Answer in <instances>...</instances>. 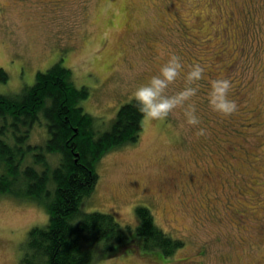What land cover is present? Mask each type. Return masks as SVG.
Masks as SVG:
<instances>
[{"label": "rangeland", "instance_id": "rangeland-1", "mask_svg": "<svg viewBox=\"0 0 264 264\" xmlns=\"http://www.w3.org/2000/svg\"><path fill=\"white\" fill-rule=\"evenodd\" d=\"M171 54L185 73L204 68L191 101L201 123L188 125L181 108L143 120L136 143L100 159L82 209L134 227L136 206H146L184 244L167 261L129 248L95 264H264V0H0V67L9 76L0 94L60 61L88 87L80 105L99 131ZM217 78L233 84L237 111L227 117L208 104ZM183 87L182 74L166 94ZM199 128L206 134L197 137ZM45 136L35 125L29 142ZM47 220L42 205L0 194V264H19L27 231Z\"/></svg>", "mask_w": 264, "mask_h": 264}, {"label": "trees", "instance_id": "trees-1", "mask_svg": "<svg viewBox=\"0 0 264 264\" xmlns=\"http://www.w3.org/2000/svg\"><path fill=\"white\" fill-rule=\"evenodd\" d=\"M8 77L0 67V81ZM89 93L58 61L19 92L0 94V194L34 201L48 213L44 225L27 231L19 264H95L129 248L166 260L184 244L158 226L146 206H136L134 227L122 226L110 213L82 209L97 184L103 155L136 143L143 129L132 98L119 107L110 127L99 131L80 105ZM35 125L46 136L33 144Z\"/></svg>", "mask_w": 264, "mask_h": 264}, {"label": "clouds", "instance_id": "clouds-1", "mask_svg": "<svg viewBox=\"0 0 264 264\" xmlns=\"http://www.w3.org/2000/svg\"><path fill=\"white\" fill-rule=\"evenodd\" d=\"M183 74L184 87L173 95H168L170 85ZM204 79V68L200 64L189 66L184 72L181 58L171 54L167 61L159 67L158 73L151 76L146 84L139 86L133 93L132 98L135 106L142 114L143 120H164L175 109H183L185 121L190 126L201 123L196 115V105L192 98L199 92L198 82ZM195 85V86H194ZM233 84L226 78H217L210 81V89L207 95L210 108L225 117L237 111V104L229 98V92ZM206 134V129L199 128L196 136Z\"/></svg>", "mask_w": 264, "mask_h": 264}]
</instances>
